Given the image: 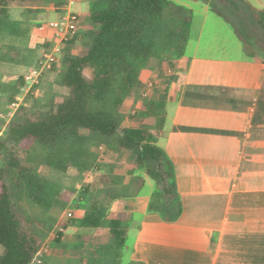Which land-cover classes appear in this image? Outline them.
<instances>
[{
    "label": "crops",
    "instance_id": "crops-1",
    "mask_svg": "<svg viewBox=\"0 0 264 264\" xmlns=\"http://www.w3.org/2000/svg\"><path fill=\"white\" fill-rule=\"evenodd\" d=\"M57 1L37 11L57 18L67 10L65 0L54 5ZM173 1L192 9L186 0ZM190 1H202L198 12L204 18L200 24L191 21L183 55L150 58L140 71L139 91L127 96L121 106L129 104L134 113L121 124L141 127L153 125L156 118L146 112L144 104H163V122L155 140L172 162L183 207L181 215L167 221L160 212L150 210L155 182L141 169L120 160L116 149L114 167L118 168L115 172L111 167L107 171L96 169L93 182L100 187L99 192L102 187L94 180L97 173H109L118 182V196L109 201L107 210L121 211L126 216L127 239L131 234V241L125 245L127 258L122 264L132 260L144 264H264V53L246 51L232 25L211 10L210 0ZM247 1L264 9V0ZM90 3L76 0L68 8L79 14V25L66 41L59 42L51 29L41 27L49 34L28 49L33 54L31 62L35 60L33 65L40 57L42 43L51 46L59 42L64 52L72 40V54H77L91 42L84 36L93 26L82 17L91 15ZM208 11L224 24L219 21L220 30L204 41ZM5 62L16 64L22 73L32 66L21 59ZM51 75H55L54 64L42 73L34 89ZM57 85L64 94L65 89ZM121 170L128 173L123 181L116 176ZM137 176H142L145 183L131 194L130 186ZM87 208L74 219L81 218ZM62 229L60 241L72 236L82 238L94 245V250L108 241L99 227L67 225ZM73 264L91 263L77 256ZM105 264L121 262L111 260Z\"/></svg>",
    "mask_w": 264,
    "mask_h": 264
},
{
    "label": "trees",
    "instance_id": "trees-1",
    "mask_svg": "<svg viewBox=\"0 0 264 264\" xmlns=\"http://www.w3.org/2000/svg\"><path fill=\"white\" fill-rule=\"evenodd\" d=\"M52 1L0 0V32L11 8ZM210 8L232 25L246 51L264 53V9L247 0H210ZM90 11L91 42L77 54L64 49L65 68L58 84L65 93L51 101L47 111L27 115L18 111L9 121L5 137L0 139V149L7 151L5 163L0 166V264H50L34 263L42 238L15 205V191L25 192L41 206L49 205L44 193L50 182L33 165L21 161L17 146L22 141L41 145L44 161L64 173L91 169L96 155L90 145L95 141L108 144L119 151L120 160L132 164L133 169H141L155 182L150 210L160 212L167 221L182 213L172 162L155 140L163 122V104H144L146 112L158 119L154 131L149 126H123L120 108L127 96L139 91V74L150 58L183 55L190 10L173 0H91ZM18 55L17 48L0 42V60L19 61ZM22 84L20 76L11 85L0 82V90L19 91ZM94 180L102 191L90 197L81 218H70L63 227H99L108 240L98 245L104 262H119L127 241L126 216L121 211L107 210L109 201L118 196V182L102 172ZM144 183V178L137 176L129 192L136 194ZM61 235L58 231L57 242ZM129 264L144 263L132 260Z\"/></svg>",
    "mask_w": 264,
    "mask_h": 264
},
{
    "label": "rangeland",
    "instance_id": "rangeland-1",
    "mask_svg": "<svg viewBox=\"0 0 264 264\" xmlns=\"http://www.w3.org/2000/svg\"><path fill=\"white\" fill-rule=\"evenodd\" d=\"M186 2H188L193 9L189 11L191 21L193 20L194 23L200 24L202 18H204L203 13L198 12V9L203 6L202 1H198V4L190 0H186ZM40 4H37L35 7L24 6L11 8L6 26L0 32V42L9 47L17 48V50H19L18 59H21L22 62H27L29 65H33L35 60L31 62L33 54L29 52L28 49L34 48L38 40L43 39V37L49 34L47 30L41 28V21L54 17L50 14H40L37 11L38 8L45 6L44 4ZM59 4L56 3L54 5ZM187 9L189 10V8ZM47 10L53 11L55 9L49 8ZM82 17L85 19V22L90 21V15H82ZM214 18L217 21L212 22ZM219 21L223 23L219 17H216L210 11L207 12L202 32V39L204 41L207 37L212 35V32H218L220 30L221 26L219 25ZM216 22H218V24ZM225 24L229 26L227 23ZM89 32L90 30L85 32L84 39L88 40L90 38ZM65 46L69 50L68 53L72 54L71 49L75 48V45L67 43ZM48 47L49 46H45V44L42 43L39 54L41 55ZM57 53L54 62L55 75L45 78L44 81L38 85L36 90L31 89L26 93L21 105L17 109H12L11 101L19 91L13 89L7 91L0 90V139L5 137L8 123L16 116L18 111L23 112L25 115L36 111H47L50 102L58 99L63 94V89L57 85L60 75L65 68L63 63L64 52L60 50V46ZM17 68L18 66H16V64L6 63L0 60V82L11 85L13 81H16L20 76L22 77L23 70H17ZM128 109L130 112H128ZM121 110H123L120 111L123 112V114L121 113L122 119H129L130 114H134L131 112L129 104L125 105L123 108L121 107ZM157 121L158 119L155 118V123H157ZM155 123L149 126L153 131L156 128ZM90 149L96 155L95 165L89 170H79L71 174H66L44 161L43 156L45 151L38 143L34 141H22L17 146V153L20 154L21 161L28 165H33L35 171L50 182V185L47 186L44 193L45 198L49 201L47 207L32 201L25 192H14L16 208L26 215L31 222L33 230L42 238V246L34 263L43 261L57 262L56 264L61 262L73 264L75 258L81 256L82 258L89 259L91 264H98V262L105 264L104 257L102 256L103 254L99 251L98 247L94 250V245L82 238L78 239L72 236V239L68 241L63 238L60 242L56 241L57 232L63 230V224L70 218H76V214L83 213V210L88 207L87 204L90 197L99 192L100 187L93 182V175L96 169L107 171L109 167H111L112 171L115 172L114 160L117 159V154L112 146L95 141L90 145ZM6 155V148L0 149V166L4 165ZM127 175L128 173L126 170L116 171L117 178L122 181ZM68 212H71L72 215L68 216ZM130 241L131 234H129L126 244L128 245ZM2 250L3 247L0 245V255ZM126 258L127 248L123 247L120 258L121 264L126 261Z\"/></svg>",
    "mask_w": 264,
    "mask_h": 264
},
{
    "label": "built area",
    "instance_id": "built-area-1",
    "mask_svg": "<svg viewBox=\"0 0 264 264\" xmlns=\"http://www.w3.org/2000/svg\"><path fill=\"white\" fill-rule=\"evenodd\" d=\"M75 1L76 0H65L64 7L67 10L62 12L57 18L47 20L40 24L43 28L51 29L59 42L68 40L78 30L79 14L72 9H68ZM58 43L49 46L37 59L36 64L30 66L27 71L22 74L23 85L20 87L19 93L16 94L11 101L13 110L21 105L26 93L36 87L42 73L53 66L56 60V53L59 51L60 43ZM67 215L71 216L72 213L68 212Z\"/></svg>",
    "mask_w": 264,
    "mask_h": 264
}]
</instances>
